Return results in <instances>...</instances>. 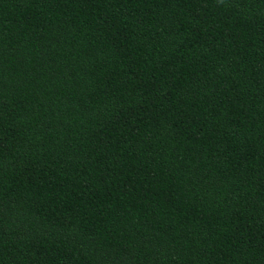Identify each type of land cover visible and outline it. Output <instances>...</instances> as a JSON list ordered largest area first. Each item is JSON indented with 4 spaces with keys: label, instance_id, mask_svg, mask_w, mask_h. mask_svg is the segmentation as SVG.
I'll list each match as a JSON object with an SVG mask.
<instances>
[{
    "label": "trees",
    "instance_id": "trees-1",
    "mask_svg": "<svg viewBox=\"0 0 264 264\" xmlns=\"http://www.w3.org/2000/svg\"><path fill=\"white\" fill-rule=\"evenodd\" d=\"M0 264H264V0H0Z\"/></svg>",
    "mask_w": 264,
    "mask_h": 264
}]
</instances>
